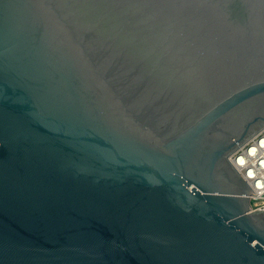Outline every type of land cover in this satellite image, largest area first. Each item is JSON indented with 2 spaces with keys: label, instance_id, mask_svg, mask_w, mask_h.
<instances>
[{
  "label": "water",
  "instance_id": "water-1",
  "mask_svg": "<svg viewBox=\"0 0 264 264\" xmlns=\"http://www.w3.org/2000/svg\"><path fill=\"white\" fill-rule=\"evenodd\" d=\"M263 129L264 0H0V264H264Z\"/></svg>",
  "mask_w": 264,
  "mask_h": 264
},
{
  "label": "built area",
  "instance_id": "built-area-1",
  "mask_svg": "<svg viewBox=\"0 0 264 264\" xmlns=\"http://www.w3.org/2000/svg\"><path fill=\"white\" fill-rule=\"evenodd\" d=\"M251 190L250 212L264 213V129L228 157Z\"/></svg>",
  "mask_w": 264,
  "mask_h": 264
}]
</instances>
